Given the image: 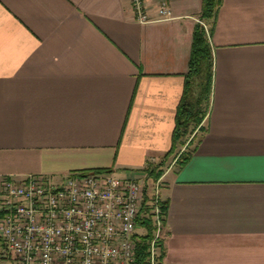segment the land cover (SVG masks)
<instances>
[{"label":"crops","instance_id":"1","mask_svg":"<svg viewBox=\"0 0 264 264\" xmlns=\"http://www.w3.org/2000/svg\"><path fill=\"white\" fill-rule=\"evenodd\" d=\"M165 1L171 20L138 24L130 0H0V189L87 171L143 181L164 159L206 28L202 0ZM208 26L206 131L159 178L160 264H264V0H221Z\"/></svg>","mask_w":264,"mask_h":264},{"label":"built area","instance_id":"2","mask_svg":"<svg viewBox=\"0 0 264 264\" xmlns=\"http://www.w3.org/2000/svg\"><path fill=\"white\" fill-rule=\"evenodd\" d=\"M138 24L172 19L165 0L149 10L130 0ZM150 164H153L151 161ZM146 180V175L144 177ZM145 184L110 172L74 173L59 181L9 177L0 189V264H160V181L152 183L154 226L145 262L136 258L137 218Z\"/></svg>","mask_w":264,"mask_h":264},{"label":"trees","instance_id":"3","mask_svg":"<svg viewBox=\"0 0 264 264\" xmlns=\"http://www.w3.org/2000/svg\"><path fill=\"white\" fill-rule=\"evenodd\" d=\"M220 5L221 0H202L200 21L211 24ZM208 33L205 32L204 27L200 24H197L194 29L188 71L184 76L183 93L175 112L171 146L159 164H148L146 166L144 169L146 181L152 180L155 182L161 177L165 161L174 154L178 147L184 148V150L176 160V165L179 168L184 166L196 150L197 144L201 141L206 131L204 121L208 116L211 105L213 79V57L208 41ZM150 200L147 189H145L144 204L137 218V229L141 230L142 233L136 235V258L138 262L142 263L147 258L148 247L154 235V226L150 216ZM159 207L164 226L167 202L160 201ZM157 246L159 252L158 261L161 263L164 257L162 240L158 241Z\"/></svg>","mask_w":264,"mask_h":264},{"label":"rangeland","instance_id":"4","mask_svg":"<svg viewBox=\"0 0 264 264\" xmlns=\"http://www.w3.org/2000/svg\"><path fill=\"white\" fill-rule=\"evenodd\" d=\"M203 25H205V27H206V28H204L205 32L208 33V31H209V26H208V24L205 23V22H203ZM203 27H204V26H203ZM183 150H184V148H179V147H178L177 150L174 152V154L171 155L170 157H168V159L166 160V162H167V161L170 162V161H172V160H174V159H175V161H176V160L178 159L180 153L183 152ZM153 164H154V163H153ZM155 164H157V162H156ZM163 170H164V167H163ZM143 183L145 184L146 189L150 192L153 181H152V180H147V181H146L145 179H143ZM138 231H139V230H138ZM140 231H141V230H140Z\"/></svg>","mask_w":264,"mask_h":264}]
</instances>
